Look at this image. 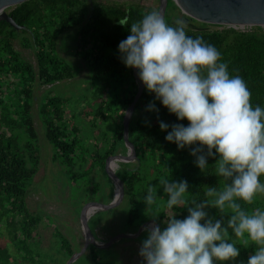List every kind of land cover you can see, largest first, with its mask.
I'll list each match as a JSON object with an SVG mask.
<instances>
[{
    "label": "trees",
    "instance_id": "obj_1",
    "mask_svg": "<svg viewBox=\"0 0 264 264\" xmlns=\"http://www.w3.org/2000/svg\"><path fill=\"white\" fill-rule=\"evenodd\" d=\"M170 7L178 8L172 0H167L165 20L172 26L177 20H185L203 27L195 29L184 22L188 35L202 36L219 50L222 62L228 64L230 75H239L244 79L251 92L252 106L264 108V31L211 29L206 27V23L170 14ZM8 9L14 21L27 30H16L8 22L0 20V219L8 217H5L7 226L20 250L25 248L23 242L33 237L39 223V217L33 215L25 203L27 183L37 173L40 159L33 118V86L37 82L49 85L74 76V69L54 53L58 36L67 29L77 28L75 55L86 62L93 85L99 84L105 91L98 105L85 115L92 128V141L88 144L83 142L77 125L66 118L67 99L46 96L37 109L44 126V136L55 149V159L64 167L71 182L84 185L87 182L85 179L95 170L104 172L108 156L116 154L119 148L124 153L126 151L122 119L136 93L137 84L133 80L132 68L126 67L120 59L118 44L130 34L132 23L154 9L136 2L121 4L113 0H26ZM124 17L128 19L126 26L119 23ZM16 41L23 48L33 49L34 65L17 50ZM152 102L159 109L158 113L147 110ZM136 112L139 115L134 116ZM132 115L128 138L139 164L119 169L116 175L122 181L127 196L125 227L135 233L144 221L141 209L146 205L142 198L147 189L141 185L146 183L147 178L158 185L162 177H168L170 182L187 180L189 192L185 197L189 200L207 199V187L222 189L224 181L213 173L215 158H208L209 166L203 172L194 163L195 157L190 155L189 148L178 150L175 143L165 140L167 132L161 131L160 120L169 125H187L189 122L186 119L178 121L175 114H170L145 87ZM115 117L117 123L110 136L111 141L106 143L108 147H101L96 128L99 123L114 120ZM204 151L206 153V146ZM83 164L87 167L83 168ZM160 192L166 202L162 186ZM262 205L263 200L255 196L253 203L244 207L251 212ZM152 210L158 214L155 220L161 228L166 227L164 221L174 212L180 219L188 215L186 207L168 209L165 204L163 208L154 205ZM206 211L209 216L220 218L216 209L209 207ZM63 240L61 247L69 258L75 252L67 240ZM89 249L94 264H108L99 260L96 247L89 245ZM240 249L236 258L240 262H246L249 253L255 251L251 246H240ZM11 257L6 248L0 247V264H8Z\"/></svg>",
    "mask_w": 264,
    "mask_h": 264
},
{
    "label": "clouds",
    "instance_id": "obj_2",
    "mask_svg": "<svg viewBox=\"0 0 264 264\" xmlns=\"http://www.w3.org/2000/svg\"><path fill=\"white\" fill-rule=\"evenodd\" d=\"M119 23L128 25L127 17ZM118 51L126 67L138 70L154 99L178 121L189 122L169 125L160 120L165 140L178 150L189 148L203 172L208 158H215L213 173L224 181L222 189L207 187V199L189 200L187 180L160 178L165 207H186L188 215L180 219L174 212L164 221L166 227L155 222L146 226L139 255L146 264H215L235 261L241 251L237 245L255 244L254 253L241 264H264V210L249 212L244 207L264 194V108L252 106L246 82L230 75L213 44L188 35L182 20L170 25L158 10L130 25ZM147 110L159 112L154 102ZM158 187L149 184L142 198L147 208L156 203ZM209 207L220 218L209 216Z\"/></svg>",
    "mask_w": 264,
    "mask_h": 264
},
{
    "label": "rangeland",
    "instance_id": "obj_3",
    "mask_svg": "<svg viewBox=\"0 0 264 264\" xmlns=\"http://www.w3.org/2000/svg\"><path fill=\"white\" fill-rule=\"evenodd\" d=\"M102 1L104 2V0ZM113 1L121 4L136 2L152 9H157L158 7V0ZM6 10L8 11L9 9ZM168 10L172 15L177 14L179 17L183 15L179 8L170 7ZM206 27L211 29L219 28L215 24H207ZM77 45V28L73 27L58 36L54 48L55 55L74 69L73 78L49 85L37 82L33 86L35 95L33 118L37 131L40 159L37 173L27 183L25 203L28 210L39 217V223L33 237L23 242L25 248L19 250L18 248L20 247L16 246L7 226L5 220L7 216L0 219V247L6 248L7 252L12 256L8 264H65L70 257L68 258L62 250L63 239L67 240L75 252L76 260L70 264H94L90 256L89 245L83 249L85 239L81 230L79 216L84 207H86L88 214L94 210L92 206L110 202L114 189L112 182L105 168L104 172L95 170L89 178L85 179L87 182L84 185L81 182H71L64 172V167L55 159V149L45 138L44 126L37 113L38 105L46 96H58L67 99L65 106L66 118H69L77 125L83 142L85 144L91 143L92 128L85 115L98 105L99 99L105 96V91L99 84L94 86L91 82L89 67L82 58L75 55ZM15 47L22 52L26 60L33 65L35 64L33 49L23 48L18 41L15 42ZM137 115H139V112H136L134 116ZM116 123V117L114 120L99 123L96 129L99 131L97 135L100 139L101 147H108L106 143L111 141L110 136L115 130ZM117 153L124 154L121 148L118 149ZM113 163L123 164L119 160H112L109 163V168ZM136 164V160L131 161L119 169L127 166L128 168L135 167ZM82 166L83 168L87 167L85 164ZM260 179L264 180V176ZM148 183L151 186L158 187V184H153L149 178L146 179V183L144 182L141 187L147 189ZM157 195L154 205H159L163 208L165 201L162 198L160 187L157 189ZM256 197L263 200L264 204V194L258 193ZM126 200L127 196L123 191L121 200L117 205L108 210H98L88 219V226L99 243L104 244L114 236L129 232L124 223L126 218ZM154 205L141 209L143 223L155 220L152 216L155 214L152 210ZM260 210H264V205L256 211ZM146 236L147 233L144 230L137 237L121 238L106 248H96L95 253L99 260L108 264H144L143 258L139 255V249ZM237 243H242V241H237ZM249 246L254 248V250L257 247L255 244H250ZM64 248L66 249V245ZM251 254L253 253H249V256ZM215 264H241V262L236 259L235 261H217Z\"/></svg>",
    "mask_w": 264,
    "mask_h": 264
},
{
    "label": "water",
    "instance_id": "obj_4",
    "mask_svg": "<svg viewBox=\"0 0 264 264\" xmlns=\"http://www.w3.org/2000/svg\"><path fill=\"white\" fill-rule=\"evenodd\" d=\"M26 0H0V20L8 22L16 30L27 28L24 25L17 24L6 9L14 7ZM174 4L179 8L180 12L184 17L196 20L198 22L206 24H236V25H264V0H172ZM167 7V0H158L157 10L164 17ZM184 20V19H183ZM189 27L195 29H203V27L196 26L191 22L185 21ZM133 78L137 84L136 93L132 99L130 105L126 108L123 119V142L126 148L124 154L116 153L114 155L108 156L105 160V171L110 178L113 185V196L108 204H97L94 207L93 214L98 210H108L119 203L123 195V183L116 175V171L109 168V163L112 160H119L124 162L137 161L133 144L128 138V128L130 124V119L134 112L135 105L140 98L144 85L138 77V70L132 68ZM118 187V194H116V188ZM87 209L84 207L80 213V226L84 234V248L88 245H93L96 248H106L112 245L114 242L121 238H131L137 237L144 231L146 226H150L155 222V220H150L143 223L135 233L127 232L121 233L114 236L106 243L101 244L96 240L92 234L89 226L88 219L86 216ZM75 254H73L65 264H70L72 261L76 260ZM146 264V262H144Z\"/></svg>",
    "mask_w": 264,
    "mask_h": 264
},
{
    "label": "built area",
    "instance_id": "obj_5",
    "mask_svg": "<svg viewBox=\"0 0 264 264\" xmlns=\"http://www.w3.org/2000/svg\"><path fill=\"white\" fill-rule=\"evenodd\" d=\"M215 25L218 26L219 28H226V29L231 28L241 32L250 31L253 29H259L264 31V25H236V24H215Z\"/></svg>",
    "mask_w": 264,
    "mask_h": 264
},
{
    "label": "bare ground",
    "instance_id": "obj_6",
    "mask_svg": "<svg viewBox=\"0 0 264 264\" xmlns=\"http://www.w3.org/2000/svg\"><path fill=\"white\" fill-rule=\"evenodd\" d=\"M127 163H128V162H126L125 164H122V165H120V164H116V163H113V164L110 165V169L116 171V170L119 169L120 167L125 166ZM116 194H118V187L116 188ZM92 214H93V210H92L91 212H89L86 216L90 218V217L92 216Z\"/></svg>",
    "mask_w": 264,
    "mask_h": 264
}]
</instances>
